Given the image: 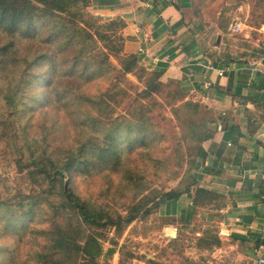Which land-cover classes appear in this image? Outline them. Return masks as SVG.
Wrapping results in <instances>:
<instances>
[{
	"label": "trees",
	"instance_id": "16d2710c",
	"mask_svg": "<svg viewBox=\"0 0 264 264\" xmlns=\"http://www.w3.org/2000/svg\"><path fill=\"white\" fill-rule=\"evenodd\" d=\"M90 6L91 0H0V130L11 134L12 160L36 188L28 196H19L17 205L0 197V211L6 217L4 230L18 235L20 244L32 239L30 251L22 259L16 250L0 248V253L11 255L7 264H110L114 249L104 248L109 231L115 228L120 237L145 205L137 202L123 216L108 204L83 199L72 188L73 177L119 173L127 154L138 147L150 148L146 124L150 103L157 104L156 96L172 101L186 98L180 82L162 81L163 70L150 71L139 65L137 56L125 53L121 31L126 24L121 18L103 23L89 12ZM232 21L233 16H227L229 30ZM22 40L29 42L26 49L20 46ZM97 42L118 59L121 69L100 60L107 55ZM39 67H47L51 77L37 76ZM135 71L144 82L141 91L132 85L129 93L120 80L109 76L116 72L121 78ZM41 83H46L43 97L37 91ZM98 85H102L98 92L86 90ZM50 105L65 111L69 119L65 126L66 118L54 126L60 119L45 113ZM122 106L127 116L115 117L116 108ZM182 109L190 112L186 114L190 132L185 140L200 145L198 154L214 135V119L208 109L199 119L196 103L186 102ZM190 173L187 169L176 188L161 194L157 210L162 202L190 191ZM126 174L124 184L138 180L135 175L126 178ZM200 196L219 199L198 189L195 204ZM152 212L146 210V214ZM40 217L44 219L41 227L28 223ZM196 239L205 249L220 244L209 232ZM110 243L118 244L115 238Z\"/></svg>",
	"mask_w": 264,
	"mask_h": 264
},
{
	"label": "crops",
	"instance_id": "0c3cea01",
	"mask_svg": "<svg viewBox=\"0 0 264 264\" xmlns=\"http://www.w3.org/2000/svg\"><path fill=\"white\" fill-rule=\"evenodd\" d=\"M190 7V0H94L91 8L104 20L121 18L125 53L137 56L139 65L150 71L163 70L162 81L180 82L214 119V135L203 143L191 169L190 191L159 206L162 236L200 224L198 237L209 232L220 244L198 251L195 259L203 258V264H261L264 36H251L261 31L244 24L239 33L250 32L235 47L236 56L217 57L222 50L228 56L229 42L219 31L213 52L210 42L199 38L202 30L196 29ZM225 68L230 70L219 76ZM198 189L219 199L200 196L195 204Z\"/></svg>",
	"mask_w": 264,
	"mask_h": 264
},
{
	"label": "rangeland",
	"instance_id": "374dc122",
	"mask_svg": "<svg viewBox=\"0 0 264 264\" xmlns=\"http://www.w3.org/2000/svg\"><path fill=\"white\" fill-rule=\"evenodd\" d=\"M93 2L94 0L91 1V6L88 10L92 15L100 17L92 11ZM192 3L190 7L192 20L197 24L195 25L196 29L202 30L199 32V38L202 40L206 38L207 42H210L213 52L217 50L215 45L218 41L219 31L222 32L229 42L230 47L228 46V50L232 51H228V56L227 52L218 51L216 52L217 57L221 56L227 59L235 57V47L244 40L243 34L247 31L250 32V29H248L244 33H232L226 24V18L229 15L233 16V21L240 15L245 24L250 27H256L261 31L260 33H250L251 36L255 37L258 34L259 37L257 36V39H263L264 0H192ZM100 18L103 23L107 21L102 17ZM220 25H226L227 28L223 30ZM37 27H40L39 22ZM91 32L94 33L95 30ZM45 37L46 35L43 34L42 38ZM28 44V41L22 40L20 46L26 49ZM98 47L99 50L101 49L107 55H101L100 60L104 59L113 67L121 69L116 57L106 51L100 43H98ZM99 50L97 52H100ZM36 74L40 77L49 76V78L52 75L47 67H39ZM137 75L136 71L128 73L121 78L118 77L116 72L109 74L112 80H120L121 87L127 89L129 93L131 92L128 90V86L133 85L140 91L144 89V82H141ZM106 83L108 82L105 81L102 85ZM45 85L46 83H41L37 89L41 97L46 91ZM100 86L89 87L86 90L98 92L102 89ZM185 93L186 98L182 101H172L166 99L165 96H156L155 99L158 105L147 102L148 104L150 103V114H148L150 119L146 124L147 134L150 136V148L145 151V149L138 147L135 152L127 154L124 166L119 173L94 174L93 177L86 176L81 178L75 175L73 177L72 188L83 199L108 204L109 207L120 212L123 216L127 214V211L135 203L141 202L145 205L142 209L143 212L139 214V217L132 224L123 230L120 237H116L115 228L109 231V240L104 243V248L105 251L110 248L114 249L110 264H203V258H194L197 256L198 251L205 249L197 245L198 226L201 225L180 227L175 233V238H170L171 236H169L170 239L165 238L162 236L163 225L160 222L157 210L161 194L176 188L181 178L186 174V170H191L197 159V150L200 145L188 143L185 140V134L190 132L186 114L190 112L182 108L186 102L199 104L200 114L198 118L201 119L204 117L205 107L200 101L189 96L187 91ZM55 107L56 105H50L45 113L51 112L52 119L57 121L60 119L59 123L57 122L54 125L58 126L67 117H65L64 110L56 109ZM180 109L182 110L179 112ZM127 114V109L123 106L116 108L115 117L120 115L127 116ZM210 117L213 118L211 114ZM129 118L134 120L133 116ZM68 120L63 123L64 126L69 122ZM59 134L60 132L58 131L57 136ZM4 137L6 139H2ZM10 139L11 134L9 132L0 130V197L5 202L8 201L17 205L18 200H20L19 196H28L36 188L30 182L27 173H20L17 170L16 164L11 157L12 149L9 147L11 144H8L12 141ZM151 160L158 164H152ZM125 172L128 173L125 175L126 178L129 175H135L134 177L138 180L133 183L127 180L124 184L122 181ZM176 172L179 174H175ZM146 210H152L153 212L146 214ZM4 212L0 211V236L2 235L0 237V248L14 249L16 250L15 253L19 254L22 259L30 251L32 239L28 237L24 240V243L20 244L18 235L11 231H5L6 217ZM43 220L40 217V220L29 221L28 223L32 224L33 227L39 228L42 226L41 222ZM201 231L203 232V228H201ZM113 238L118 243L115 246L110 243ZM5 253H0V262L7 264L11 255Z\"/></svg>",
	"mask_w": 264,
	"mask_h": 264
},
{
	"label": "built area",
	"instance_id": "2783aa9c",
	"mask_svg": "<svg viewBox=\"0 0 264 264\" xmlns=\"http://www.w3.org/2000/svg\"><path fill=\"white\" fill-rule=\"evenodd\" d=\"M244 24H245V22H244L243 19L240 17V15L237 16V17L234 19L233 23L231 24V27H230L231 32H232V33H239V32H241V31H242V28H243V26H244ZM229 70H230L229 68H225L224 70H219V71H218V74H219V76L222 77V76H223L226 72H228ZM260 263H261V264H264V260L261 259V260H260Z\"/></svg>",
	"mask_w": 264,
	"mask_h": 264
},
{
	"label": "water",
	"instance_id": "95a60500",
	"mask_svg": "<svg viewBox=\"0 0 264 264\" xmlns=\"http://www.w3.org/2000/svg\"><path fill=\"white\" fill-rule=\"evenodd\" d=\"M67 182H66V187H67ZM177 231H176V229H173L172 231H170V236L172 237V238H175L176 237V233Z\"/></svg>",
	"mask_w": 264,
	"mask_h": 264
}]
</instances>
